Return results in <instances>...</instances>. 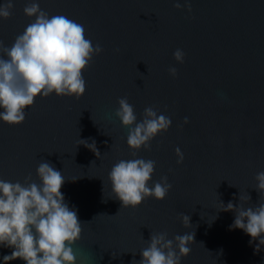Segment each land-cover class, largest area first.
<instances>
[{
  "label": "water",
  "instance_id": "water-1",
  "mask_svg": "<svg viewBox=\"0 0 264 264\" xmlns=\"http://www.w3.org/2000/svg\"><path fill=\"white\" fill-rule=\"evenodd\" d=\"M27 2L14 0L11 17L0 18L6 46L35 19L24 14ZM38 2L50 18L82 24L103 51L84 70L86 90L78 99L38 96L23 123L0 120V179L23 183L30 173L40 183L42 160L62 172L61 192L82 223L72 245L76 264H137L151 232L169 239L195 232L181 264H264V245L256 251L258 240L250 244L242 229L230 228L234 211L220 210L221 201L245 208L264 202L255 188L264 171V0H190L191 11L174 7L175 0ZM178 48L183 63L174 59ZM173 66L175 77L168 71ZM125 96L137 122L149 106L172 120L135 157L128 127L115 115ZM80 139L95 141L100 157L77 145ZM134 158L156 161L149 186L168 177L172 188L163 200L149 197L133 208L115 198L108 173L117 161ZM247 194L251 200L240 202ZM180 213L190 217V227ZM12 250L0 246V264Z\"/></svg>",
  "mask_w": 264,
  "mask_h": 264
},
{
  "label": "clouds",
  "instance_id": "clouds-1",
  "mask_svg": "<svg viewBox=\"0 0 264 264\" xmlns=\"http://www.w3.org/2000/svg\"><path fill=\"white\" fill-rule=\"evenodd\" d=\"M174 7H187L191 11L190 0L183 3L175 0ZM13 8L14 0H5L0 4V18H10ZM23 11L35 19L15 37L11 46L0 40V120L9 125L23 123L26 109L34 105L38 96L46 98L53 93L77 99L82 96L86 90L83 72L91 66L94 56L103 51L99 44L93 46L86 38L82 24L64 15L50 18L48 12L40 8L38 0H28ZM173 56L177 62H184L182 49H176ZM168 71L173 77L177 75L174 66ZM118 104L115 115L128 127L127 145L133 150V157L142 147L150 150L151 141L172 124L170 117L158 114L151 106L144 109L143 119L137 122L134 106L126 96L119 98ZM183 123H189L187 116ZM79 144L86 145L100 157L95 141L89 144L80 139ZM175 152L177 163H182L183 152L179 147ZM155 166L156 161L143 158L121 159L113 165L108 180L122 207L135 208L149 197L163 200L167 196L172 188L167 176L149 186ZM36 172L40 183L32 181L30 173L23 183L0 179V246L13 249L2 260L4 264L17 258L25 264H76L72 245L81 238L82 223L61 192L65 178L45 160L39 163ZM255 180V188L264 193V171L258 172ZM239 200L247 202L251 197L240 195ZM220 210L234 211L235 219L230 228L242 229L251 237L250 244L258 240L256 251H259L264 245V202L245 208L243 203L234 205L229 201L225 205L221 201ZM179 218L184 227L191 226L188 215L180 213ZM194 237L195 232L178 234L172 239L166 232H151L137 264H181V258L191 252L188 245L195 242Z\"/></svg>",
  "mask_w": 264,
  "mask_h": 264
}]
</instances>
